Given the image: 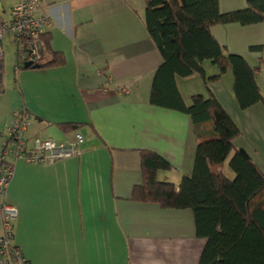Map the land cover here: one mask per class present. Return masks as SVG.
<instances>
[{"label":"crops","instance_id":"0c3cea01","mask_svg":"<svg viewBox=\"0 0 264 264\" xmlns=\"http://www.w3.org/2000/svg\"><path fill=\"white\" fill-rule=\"evenodd\" d=\"M247 1L220 0V10L242 11ZM40 2L39 15L48 18L42 34L50 36L53 52L65 56L66 66L29 70L22 64L12 70L4 52L0 152L14 114L24 110L31 115L29 138L69 146L80 135L83 143L78 156L54 164L6 157L14 168L8 203L19 214L14 244L28 264H199L206 239L198 237L191 211L132 201L144 182L142 152L169 162L172 170L159 180L178 185L193 175L197 149L188 115L151 104L163 59L145 27V2ZM17 3L0 0V21L10 19ZM212 35L230 55L249 62L264 99V55L249 52L264 44V23L219 26ZM5 43L14 44L6 36L3 51ZM205 71L210 78L218 73L213 65ZM197 76L176 82L188 106L194 96L209 94ZM233 86L229 73L209 90L241 132L234 148L264 175V104L240 110ZM66 125L78 128L65 131Z\"/></svg>","mask_w":264,"mask_h":264},{"label":"trees","instance_id":"16d2710c","mask_svg":"<svg viewBox=\"0 0 264 264\" xmlns=\"http://www.w3.org/2000/svg\"><path fill=\"white\" fill-rule=\"evenodd\" d=\"M143 1L146 30L163 59L155 75L151 104L188 115L197 149L193 175L178 185L159 180L160 173L172 170L169 162L142 152L144 182L135 188L132 201L164 210L191 211L198 237L206 239L199 264H264V175L244 151L234 148L241 132L209 90L211 83L231 73L240 110L264 104L249 62L243 56L230 55L212 35V29L219 26L264 23V0H248L246 9L225 14L220 10V0ZM37 42L47 53L38 61V69L66 66L65 56L52 51L49 35L42 34ZM249 52L264 55V44L250 47ZM207 62L218 70L211 78L206 75ZM35 66L27 69L34 70ZM195 75L202 78L209 94L194 96L188 106L176 82ZM4 93L5 77L0 71V97ZM76 128L62 127L65 131ZM230 157L234 180L221 170Z\"/></svg>","mask_w":264,"mask_h":264},{"label":"built area","instance_id":"2783aa9c","mask_svg":"<svg viewBox=\"0 0 264 264\" xmlns=\"http://www.w3.org/2000/svg\"><path fill=\"white\" fill-rule=\"evenodd\" d=\"M41 8L40 0H18L10 19L0 21V65L4 59L3 42L6 36H12L17 45L21 64L38 63L37 39L48 24L47 16L39 15ZM122 92L130 94L129 90ZM30 126L31 115L25 110L16 112L8 133L9 139L0 152V264H28L23 252L14 244V224L19 214L15 206L8 203L14 168L6 163V157L13 155L28 164H54L78 156V148L83 143L80 135L69 146L59 145L51 139L29 138Z\"/></svg>","mask_w":264,"mask_h":264},{"label":"rangeland","instance_id":"374dc122","mask_svg":"<svg viewBox=\"0 0 264 264\" xmlns=\"http://www.w3.org/2000/svg\"><path fill=\"white\" fill-rule=\"evenodd\" d=\"M11 38H12V36H8V40L9 41L11 40ZM6 42H8V41H6ZM4 52H5V63L7 65H9V66L11 65V69L12 70H13L14 67L22 66L21 62L19 61V54H18V49H17V45L16 44L5 43ZM12 65H13V67H12ZM211 65L212 64L210 62H207L205 64V68H206V66H211ZM197 78L200 79L199 76H197ZM231 159H232V157H230L228 159V161L222 167L221 170H223L224 175H226L230 180H234L235 179V175L233 174V172L229 168V163H230Z\"/></svg>","mask_w":264,"mask_h":264},{"label":"water","instance_id":"95a60500","mask_svg":"<svg viewBox=\"0 0 264 264\" xmlns=\"http://www.w3.org/2000/svg\"><path fill=\"white\" fill-rule=\"evenodd\" d=\"M36 49H37V60L38 61L43 60L46 57L47 53H46V51H45V49H44V47H43L41 42H37L36 43ZM29 55H32V52H29ZM29 65H32V63H28L27 66H25V67L28 68ZM35 68L38 69L39 65L37 64L35 66Z\"/></svg>","mask_w":264,"mask_h":264}]
</instances>
